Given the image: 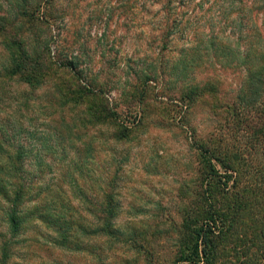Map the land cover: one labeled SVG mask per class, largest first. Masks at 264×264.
I'll return each instance as SVG.
<instances>
[{"label": "rangeland", "instance_id": "obj_1", "mask_svg": "<svg viewBox=\"0 0 264 264\" xmlns=\"http://www.w3.org/2000/svg\"><path fill=\"white\" fill-rule=\"evenodd\" d=\"M24 1L0 0V35H18L21 30H27L28 35H52L53 54L77 58L84 70V82L95 81V87L106 92L105 97L121 114V120L131 123V128L133 123L141 122L131 132L128 141L115 142L114 130L107 125L93 131L79 130L78 135L87 132V136L77 140L74 130L66 129L71 114H66V121L56 114L54 122L42 114L49 109L43 106L49 98L53 99L49 97L53 88L38 89L33 92L31 108L22 109L27 116L25 125H32L30 129L36 131V139H39H23L32 151L28 164L33 166L36 161L42 165L50 164L52 169H44L45 174L42 175L45 183L51 184L54 190L62 187L64 192L65 189L64 199H71L78 207L80 202L75 198L69 177L65 178L66 183L64 179L63 183L60 181L61 186L54 179L61 180V175L69 169L74 171L70 160L76 156L80 158L84 147L93 143L94 160L90 165L95 169L92 171L86 166L82 174L76 173L78 182L90 195H98L93 176L98 179L111 159H114V165L121 164L120 221L123 230H131V235L137 234L139 238L133 236L136 239L131 240V247H112L104 240L87 238L86 249L75 253L52 247L49 250L50 246L43 243L31 242L32 248L27 247L29 239L36 236V229H32L22 237L25 241L16 253L17 264H174L177 240L184 230L186 215L195 212L196 204L200 205L204 200L200 196L202 191H211V184L205 181L202 189L201 178H206L202 175L204 167L195 148L198 143L205 141L207 145H222L227 150L234 147L235 153L242 155L243 165L248 162L253 166L264 165V152H252L245 146L246 128L232 119L225 120L231 105L238 104L237 96L245 83V71L234 66L249 48L244 40L247 27L253 25L251 29L255 32L261 29L263 13L258 11V0H175L171 5L173 17L168 14L165 1L161 0H50L46 5L41 4L45 9L41 8L40 12L45 11L51 21L40 24L29 22L23 27L16 18ZM40 1L46 0H26L27 9L34 11ZM40 12H36L32 22ZM167 17L170 18L169 23L173 26L176 23L179 28L172 35L168 48L161 51L162 23ZM213 33L218 37L214 41L218 47L210 48L207 58L208 51L204 48ZM195 43L199 44L197 51H189ZM5 48L0 38V71L7 62ZM223 51L230 52V55L224 56ZM181 54L186 55V61H192L194 67L186 71L183 80L179 81L171 76L173 64L179 62ZM215 55L219 58L215 59ZM162 63L165 66L163 74H160L158 70ZM152 66L160 77L144 86L135 76L142 70L151 74ZM184 67L178 63L176 72L181 74ZM194 80L200 81L201 86L217 83L219 91L212 97L205 96L204 103L198 100L189 105L182 97ZM11 97L21 99L32 96L25 85H0V99H6V102ZM183 101L184 104H181ZM226 107H229V112ZM2 108L4 110L0 113L8 110L4 107L0 110ZM54 132L60 133L63 147ZM47 135L52 150L42 146L41 140ZM69 135L73 136V142L69 141ZM212 138L219 141L213 143ZM95 161L97 164H94ZM30 167L29 170L35 169ZM217 170L220 175H225L219 165ZM87 174L88 177H85ZM216 191L214 201L219 207L220 198L224 201L226 197ZM2 216L0 213V231L4 232L6 223ZM40 229L44 231V227ZM238 239L240 242L236 244ZM243 239L241 235L225 248L222 245L219 247L220 263H241L245 255Z\"/></svg>", "mask_w": 264, "mask_h": 264}, {"label": "trees", "instance_id": "obj_2", "mask_svg": "<svg viewBox=\"0 0 264 264\" xmlns=\"http://www.w3.org/2000/svg\"><path fill=\"white\" fill-rule=\"evenodd\" d=\"M49 1L38 2L40 4L31 12L27 9L28 4L25 0L21 4L16 20L23 27L30 23L51 21L45 11L40 12ZM161 1H165L166 10L170 17H173L171 5L175 0ZM258 11L263 13L261 29L255 32L251 29L253 25L247 27L248 32L244 40L249 44V48L242 60L239 59L234 66L245 71V83L237 96L238 104L233 103L230 112L229 107H226L229 113L225 119L226 122L227 118L233 122L237 121L240 127L246 128L245 146L252 152L260 150L264 152V0H258ZM36 12L40 14L32 22ZM169 19L167 17L165 23H162L164 29L161 33L163 40L161 51L168 48L172 35L179 28L176 23L174 26L169 23ZM6 34L0 35L7 54V62L0 71V85L1 87H11L12 84L25 85L30 89L32 97L21 99L11 97V100L6 102H4L6 99H0V108L8 109L0 113V213L6 223V231H0V264H17L16 253L19 245L25 241L22 237L32 229H36V236L29 239L27 247L31 248V242L40 245L43 243L50 246L49 250L52 247L79 253L86 249L87 238L93 237L106 241L105 243L112 247L117 245L131 247V240H135L138 235H131V230H123L120 221L122 211L118 197L122 165H114L115 161L111 159L109 166L104 167L98 179L93 176L98 195H90L79 184L78 174L76 176V173L82 174L86 166L92 168L90 163L94 160L92 154L94 147L93 143L87 144L83 154H79L80 158L76 156L70 160V167H74V171L69 169L66 174L61 175V180L54 179L58 186H61L60 181L63 183L64 179L66 183L65 178L69 177L75 198L80 202L77 207L70 201L71 199H64L65 189L63 192V188L57 186V190H54L51 184L45 183L46 179L42 175L45 174L44 169H52L50 164L42 165L38 161L33 166L28 164V157L32 151L23 139L29 141L39 139H36V131L30 129L32 125H25L24 120L27 116L22 109L31 108L33 92L51 86L53 92L49 97L53 99L49 98L48 103L43 106L48 107L49 112L44 111L42 114L53 120L52 122L56 114H60L63 121L67 119L66 114H71L66 129L74 130L73 135L77 140H80L81 136H87V132L78 135L79 130L93 131L107 125L114 130L115 142L128 141L131 139V132L140 126L141 122L133 123L131 128V123L121 120V114L105 97L106 92L102 88H96L95 81L84 82V70L77 58L53 54L52 35L46 36L45 33L28 35L27 30H21L18 35ZM217 38L213 33L207 39L204 50L208 52L205 57L208 58L210 55V48L218 47L214 42ZM198 45L193 44L189 51L196 52ZM223 55H230V52ZM214 57L219 58L218 55ZM186 58V55L181 54L179 62L173 64L171 78L181 81L186 71L194 67L191 65L192 61H186ZM199 58L203 61L201 56ZM178 63L185 65L181 74L176 72ZM164 64L162 63L158 70L161 71L160 74H163ZM158 71L152 66L150 71L152 75L146 73L147 70H142L135 77L145 86L160 77ZM198 82L200 81L190 82L188 89L184 91L186 95L182 98L187 100L189 105L198 100L204 103L205 96L212 97L219 91L217 83L201 86ZM13 104L16 109H13ZM181 104H184V101ZM3 110L2 108L0 112ZM75 119L76 121H73ZM54 135L63 147L64 140L61 139L60 133ZM46 137L41 140L42 146L52 150L51 145H48V135ZM67 137L70 142L74 141L72 135ZM216 141L219 140L211 139L213 143ZM195 148L199 151L200 164L204 167L202 175L206 178V180L201 178L202 189L204 181L211 184L209 189L211 195L207 191H202L200 196L204 200L200 205L196 204L195 212L186 215L184 230L181 238L177 240L174 264H222L218 260L219 247L222 245L225 248L234 238H240L241 235L244 238L245 255L240 264H264V165L253 166L252 162L243 165V157L235 153L234 147L227 150L222 145L216 147L200 141ZM94 164H97V161ZM218 165L225 172L224 176L219 174ZM29 166L35 167V171L29 170ZM245 167L247 169H244ZM85 177H88V174ZM231 189H234L232 193ZM215 191L226 197L224 201L219 197V207L214 201ZM40 227H44V231ZM238 242L240 239L236 244Z\"/></svg>", "mask_w": 264, "mask_h": 264}]
</instances>
